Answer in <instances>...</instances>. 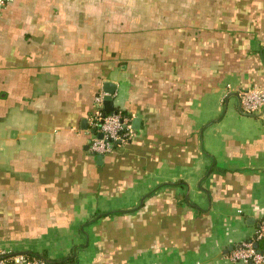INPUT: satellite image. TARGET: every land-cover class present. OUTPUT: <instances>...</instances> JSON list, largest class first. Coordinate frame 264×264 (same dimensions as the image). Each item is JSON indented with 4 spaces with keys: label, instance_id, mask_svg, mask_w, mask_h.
<instances>
[{
    "label": "crops",
    "instance_id": "0c3cea01",
    "mask_svg": "<svg viewBox=\"0 0 264 264\" xmlns=\"http://www.w3.org/2000/svg\"><path fill=\"white\" fill-rule=\"evenodd\" d=\"M115 84L132 136L88 150ZM264 0L0 7V250L50 264H244L264 221ZM264 253V238L257 243ZM18 264V263H13Z\"/></svg>",
    "mask_w": 264,
    "mask_h": 264
},
{
    "label": "built area",
    "instance_id": "2783aa9c",
    "mask_svg": "<svg viewBox=\"0 0 264 264\" xmlns=\"http://www.w3.org/2000/svg\"><path fill=\"white\" fill-rule=\"evenodd\" d=\"M9 1L11 0H0V7ZM105 94V91H100L95 95L94 111L88 118V150L96 155L108 153L115 146L126 143L132 136L129 117L121 109L115 107L113 111L103 114ZM235 94L243 113L255 114L264 108V87L238 89ZM260 238H264V221L259 222L251 239L231 248L227 258L244 264H264V253L254 246L255 241ZM13 263L48 264L41 257L29 256L28 252L0 250V264Z\"/></svg>",
    "mask_w": 264,
    "mask_h": 264
},
{
    "label": "water",
    "instance_id": "95a60500",
    "mask_svg": "<svg viewBox=\"0 0 264 264\" xmlns=\"http://www.w3.org/2000/svg\"><path fill=\"white\" fill-rule=\"evenodd\" d=\"M105 89V96L103 98V114L109 113L114 110V103L112 99V94L115 89V84H112L111 82H104L103 84ZM98 157H101L98 155ZM254 246L257 247V243H254Z\"/></svg>",
    "mask_w": 264,
    "mask_h": 264
},
{
    "label": "trees",
    "instance_id": "16d2710c",
    "mask_svg": "<svg viewBox=\"0 0 264 264\" xmlns=\"http://www.w3.org/2000/svg\"><path fill=\"white\" fill-rule=\"evenodd\" d=\"M93 111H94V110H93ZM92 113H93V112H92ZM260 239H262V238H260ZM260 239H257L255 242L258 243V241H259ZM29 256H37V257H41V258L44 259L43 256H41V255H39V254H35V253H30V252H29ZM45 261H46V259H45ZM48 264H50V263H48Z\"/></svg>",
    "mask_w": 264,
    "mask_h": 264
}]
</instances>
